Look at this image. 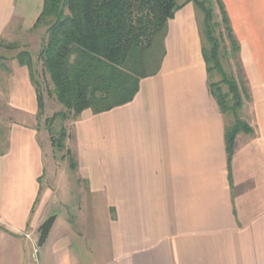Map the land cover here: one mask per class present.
<instances>
[{"label":"crops","instance_id":"obj_1","mask_svg":"<svg viewBox=\"0 0 264 264\" xmlns=\"http://www.w3.org/2000/svg\"><path fill=\"white\" fill-rule=\"evenodd\" d=\"M222 2L249 95L240 116L253 131L237 136L231 162L193 3L169 21L160 71L130 103L72 121L66 144L77 167L68 173L47 160L29 70L5 56L0 264H264V0ZM43 6L0 0V39L32 31ZM55 207L75 214L53 215L39 247Z\"/></svg>","mask_w":264,"mask_h":264},{"label":"trees","instance_id":"obj_2","mask_svg":"<svg viewBox=\"0 0 264 264\" xmlns=\"http://www.w3.org/2000/svg\"><path fill=\"white\" fill-rule=\"evenodd\" d=\"M188 3L195 4L204 15L201 35L207 44L203 40L202 51L211 95L221 113L233 118L225 128L226 151L231 162L237 136L253 131L240 116L249 95L239 59L240 46L222 0H215L220 22H215L217 16L210 0H44L33 28H47V41L36 57L38 63L28 51L15 58L29 70L37 94V119L46 108L40 82L44 76L49 77L53 96L62 106L61 111L47 119L48 124L56 120L63 124L55 134L49 128L55 150H66L69 137L66 122L76 121L85 111L98 115L130 103L139 91L140 81L158 74L165 56L168 23ZM0 47L16 48L5 45L2 39ZM230 56L238 63V78L229 76L223 68L222 58ZM216 74L221 76L219 82L213 81ZM69 155L67 151L66 156ZM70 167H77L75 160H71ZM55 221L56 216H51L39 227V247L46 243Z\"/></svg>","mask_w":264,"mask_h":264},{"label":"rangeland","instance_id":"obj_3","mask_svg":"<svg viewBox=\"0 0 264 264\" xmlns=\"http://www.w3.org/2000/svg\"><path fill=\"white\" fill-rule=\"evenodd\" d=\"M180 1L183 2L185 0H180ZM210 2L214 8L215 15L217 16V18L215 19V22H220L221 18L219 17L220 13H219V9L217 7V4L215 3V0H210ZM199 17H200L201 26H202L203 21H204V15L200 10H199ZM46 29H47L46 26H41L38 29H34L27 34L26 33L22 34V36H17V37H13L11 39L3 40L5 45H15L16 48L12 49V50H8V49H4V48L0 47V56L3 58H5V56H8V57L15 56L16 57L20 52L28 51V52L33 54L35 62L38 63L37 58H36L37 54L42 49L43 45H45V43L47 41V37H48L46 34ZM219 30L220 29L217 28V30H216L217 35H218ZM203 40H204V43L207 44L206 39L203 38ZM225 44L227 45V49L229 51L230 50L229 41L227 40L225 42ZM224 52L225 51L222 50V55ZM222 61H223V68L229 76H233L235 78H238L240 76L239 66H238V63L235 59H233L230 56V58H228V59L222 58ZM38 70H39V72L41 71L40 63L38 64ZM220 80H221L220 75H217V74L214 75V80H213L214 82H219ZM40 82L43 85L42 91L44 93L46 108H45V112H44L43 116L40 119H37V122H38L39 128L46 132L47 138H49V140H50L49 128H51L52 132H54V134H55L60 130V128L62 127L63 124L60 120H56L55 122L48 124L47 119L52 118L55 113L61 111L62 106L56 101L55 97L53 96V92H52L53 86L50 82L49 77L44 76L43 78L40 79ZM223 90H224V92H227V87L223 86ZM0 104H1L0 118L2 119V120L0 119V121H4V125L6 127L8 125L7 117L9 116V114L6 110V107L4 108L5 104H3V103H0ZM11 116L15 120H17V119L21 120V118L18 114H13ZM232 119L233 118L231 115L227 116V121L229 123L232 121ZM65 125L68 129V132L70 133L71 128H72V121L66 122ZM0 133H2V132L0 131ZM67 151H69L67 144H66V150L61 151V152L55 150L54 148H53V151H51V149L48 147L47 148V160L51 159L50 162L53 163L52 164L53 166H56L59 170H64V171L66 170V172L68 173V167L70 168V162H71V160H75V158L72 154H71V156L70 155L66 156ZM64 156H65V158H64ZM69 179H70V182L76 183L73 176L70 175ZM66 184L67 183L63 179V181H62L63 187ZM65 210H64V208L55 207L51 213V216L61 214L64 216L67 215V217L69 219H71L75 214V209L72 207L71 208L66 207ZM69 210L70 211L72 210V213H70ZM38 240H39V237H38ZM37 243H38V241H37Z\"/></svg>","mask_w":264,"mask_h":264},{"label":"built area","instance_id":"obj_4","mask_svg":"<svg viewBox=\"0 0 264 264\" xmlns=\"http://www.w3.org/2000/svg\"><path fill=\"white\" fill-rule=\"evenodd\" d=\"M0 224H2V218H1V214H0ZM28 238H29V236H28Z\"/></svg>","mask_w":264,"mask_h":264}]
</instances>
